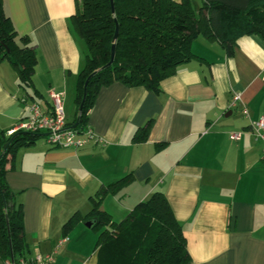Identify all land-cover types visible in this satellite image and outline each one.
Instances as JSON below:
<instances>
[{
	"label": "crops",
	"instance_id": "crops-1",
	"mask_svg": "<svg viewBox=\"0 0 264 264\" xmlns=\"http://www.w3.org/2000/svg\"><path fill=\"white\" fill-rule=\"evenodd\" d=\"M2 5L35 48L33 101L49 106L48 91L61 93L71 123L85 56L71 26L75 0ZM234 46L227 56L216 41L195 38L193 58L156 92L119 81L101 87L85 124L96 139L81 148L53 147L40 135L6 157L4 180L22 211L25 258L54 251L55 264H98V232L86 226L87 214L101 186L129 174L131 182L106 195L100 211L119 221L136 202L162 191L183 230L187 264H264V143L250 133L264 114V38L243 35ZM16 80V70L0 58L3 136L27 114ZM233 93L241 100L231 108ZM148 120L145 139L137 141ZM235 132L240 138L233 140Z\"/></svg>",
	"mask_w": 264,
	"mask_h": 264
},
{
	"label": "trees",
	"instance_id": "trees-1",
	"mask_svg": "<svg viewBox=\"0 0 264 264\" xmlns=\"http://www.w3.org/2000/svg\"><path fill=\"white\" fill-rule=\"evenodd\" d=\"M71 26L84 43L83 67L77 74V129L84 128L87 113L101 87L114 82L126 86H144L158 91L159 82L175 72L180 63L193 58L192 41L201 36L216 41L227 56L235 50V40L243 35L258 34L264 38V0H75ZM0 0V58L6 59L17 73L22 98L34 100L36 89L31 81L36 55L34 45L19 36ZM117 35L113 39L116 26ZM114 57L110 65V49ZM85 95L82 107L79 102ZM151 120L146 121L143 141ZM38 133L15 131L0 134V257L17 263L24 257L25 243L20 204L4 180L6 157L29 146ZM10 141L5 149L2 145ZM129 174L101 186L93 208L87 216L95 220L91 226L98 232L95 242L98 264H187L189 254L183 230L173 216L162 191H154L146 200L138 201L117 221L99 210L100 201L109 193H118L131 182ZM74 214L65 223L68 226Z\"/></svg>",
	"mask_w": 264,
	"mask_h": 264
},
{
	"label": "built area",
	"instance_id": "built-area-1",
	"mask_svg": "<svg viewBox=\"0 0 264 264\" xmlns=\"http://www.w3.org/2000/svg\"><path fill=\"white\" fill-rule=\"evenodd\" d=\"M50 104L49 106H43L36 101H29L22 99L26 103L27 114L18 119L17 124L13 129L8 131V135H11L15 131H25L38 133L41 136L44 135L47 144L55 147H72L74 149L81 148L86 145L90 140L96 139L94 133L88 126L77 129L73 127L65 118L64 105L62 104V94L49 90ZM230 107L234 108L238 105L241 98L239 93H233L231 96ZM242 113L246 116L247 110L241 107ZM250 133L254 136L255 140L262 141L264 143V114H262L257 120L252 121L250 125ZM240 133H231L229 136L231 139H239ZM262 158H264V144H262ZM68 238L66 236L59 239L57 246L65 242ZM5 264H55L54 251L47 254L36 253L32 258L27 259L23 257L19 258L17 263L13 261L5 260Z\"/></svg>",
	"mask_w": 264,
	"mask_h": 264
},
{
	"label": "water",
	"instance_id": "water-1",
	"mask_svg": "<svg viewBox=\"0 0 264 264\" xmlns=\"http://www.w3.org/2000/svg\"><path fill=\"white\" fill-rule=\"evenodd\" d=\"M111 10H113L112 0H111ZM115 26H116V25H115ZM117 29H118V26H116V28H115V32H114V34H113V39H115V37H116V35H117ZM110 52H111V54H110V58H109L108 62L105 64V66L110 65V63H111L112 60H113L114 52H115V51H114V45L111 46ZM87 81H88V78H87V80L85 81L84 86H83V90H82V91H83V96H82L81 101L79 102L78 111H80V109H81V107H82V105H83L82 102H83L84 95H85V85H86ZM77 123H78V120L75 121V123L73 124V127H75V126L77 125ZM9 143H10V141L5 142V143L2 145V149H5V148L7 147V145H9ZM94 223H95V220H94V219H90V220H88V221L85 222L86 226H88V227H91Z\"/></svg>",
	"mask_w": 264,
	"mask_h": 264
},
{
	"label": "rangeland",
	"instance_id": "rangeland-1",
	"mask_svg": "<svg viewBox=\"0 0 264 264\" xmlns=\"http://www.w3.org/2000/svg\"><path fill=\"white\" fill-rule=\"evenodd\" d=\"M198 2H201V1L198 0ZM199 4H200V3H199Z\"/></svg>",
	"mask_w": 264,
	"mask_h": 264
}]
</instances>
